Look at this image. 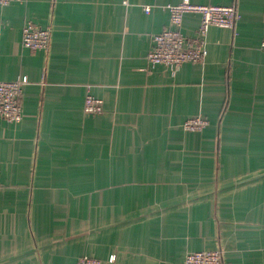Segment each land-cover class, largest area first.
I'll use <instances>...</instances> for the list:
<instances>
[{"label":"crops","instance_id":"1","mask_svg":"<svg viewBox=\"0 0 264 264\" xmlns=\"http://www.w3.org/2000/svg\"><path fill=\"white\" fill-rule=\"evenodd\" d=\"M179 1L0 5V80L29 79L23 120L0 118V264H184L219 247L223 264H264V0H192L241 18L211 27L204 62L151 67ZM28 20L52 26L49 48L23 45ZM200 23L186 13L182 30ZM89 86L103 113L85 112Z\"/></svg>","mask_w":264,"mask_h":264},{"label":"built area","instance_id":"2","mask_svg":"<svg viewBox=\"0 0 264 264\" xmlns=\"http://www.w3.org/2000/svg\"><path fill=\"white\" fill-rule=\"evenodd\" d=\"M16 0H0V5H8ZM170 23L163 31L153 36V46L147 54L149 66L164 64L175 71L186 62H204L209 54L208 34L212 26L233 28L241 18L239 9L234 4H202L192 0H181L166 5ZM152 7L145 6L150 12ZM186 13H198L200 26L193 36H187L182 30ZM52 26H44L28 20L23 27V45L32 49H47L52 41ZM264 49V40L261 42ZM29 79L21 76L13 80H0V118L11 122H21L24 117L23 93ZM85 97L84 110L89 114L103 113L104 100L92 93L90 86ZM209 124L201 114L186 120L182 127L188 131H201ZM2 181L0 178V188ZM115 256L109 258V263ZM223 250L219 248L189 251L184 264H223ZM77 264H107L101 258L83 255Z\"/></svg>","mask_w":264,"mask_h":264}]
</instances>
